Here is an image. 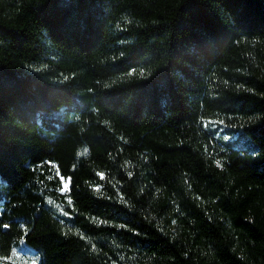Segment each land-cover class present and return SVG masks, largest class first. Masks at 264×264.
Returning <instances> with one entry per match:
<instances>
[{
    "label": "trees",
    "instance_id": "trees-1",
    "mask_svg": "<svg viewBox=\"0 0 264 264\" xmlns=\"http://www.w3.org/2000/svg\"><path fill=\"white\" fill-rule=\"evenodd\" d=\"M0 264H264V0H0Z\"/></svg>",
    "mask_w": 264,
    "mask_h": 264
},
{
    "label": "rangeland",
    "instance_id": "rangeland-1",
    "mask_svg": "<svg viewBox=\"0 0 264 264\" xmlns=\"http://www.w3.org/2000/svg\"><path fill=\"white\" fill-rule=\"evenodd\" d=\"M208 126L212 129L218 130V135L225 143H229L228 147L244 153H253L255 151V144L246 137L237 138L234 134L225 132V127L215 122H209ZM16 256L23 259L24 255L21 250H16Z\"/></svg>",
    "mask_w": 264,
    "mask_h": 264
},
{
    "label": "snow or ice",
    "instance_id": "snow-or-ice-1",
    "mask_svg": "<svg viewBox=\"0 0 264 264\" xmlns=\"http://www.w3.org/2000/svg\"><path fill=\"white\" fill-rule=\"evenodd\" d=\"M86 152H87V149H84V153H86ZM84 153H82V154H84ZM217 165L220 166V162L219 161H217ZM57 175H59V173H57ZM98 175L100 176V179L101 180H103L105 178L103 173H98ZM129 175H131V174H129ZM61 180H62V189L61 190L64 193H68L70 191V181L67 180V179H64L63 177H61ZM94 190L96 192H100L101 191V188L99 186H97ZM49 203H52V202L49 201ZM68 203L71 204L72 201L69 199ZM64 215L67 216L68 213L67 212H64ZM3 227L7 228L8 225L5 224V225H3Z\"/></svg>",
    "mask_w": 264,
    "mask_h": 264
}]
</instances>
